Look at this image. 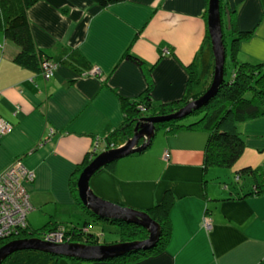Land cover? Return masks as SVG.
Wrapping results in <instances>:
<instances>
[{"label":"crops","instance_id":"0c3cea01","mask_svg":"<svg viewBox=\"0 0 264 264\" xmlns=\"http://www.w3.org/2000/svg\"><path fill=\"white\" fill-rule=\"evenodd\" d=\"M222 3L236 25L234 34L228 32L227 59L264 62V0ZM208 4L120 0L102 7L93 0H38L28 9L37 47L63 58L75 51L71 57L80 54L92 68L83 73L61 64L49 79L15 61L19 46L0 29V118L13 125L0 134V171L16 158L35 170L28 185L32 228L50 220L82 226L84 220L93 230L94 218L74 199L71 178L114 147L109 137L125 122L121 98L142 99L149 73L155 104L182 102L191 94L190 73L200 64L198 70L189 66L196 58L199 63L204 48ZM222 17L225 29V12ZM244 32L249 36L234 45ZM237 127L246 146L231 167L211 166L206 173V130L158 129L144 151L93 175L90 187L97 196L135 209L152 207L166 190L174 195L164 250L128 264H264V192L246 196L254 189L253 177L237 173L246 166L264 172V115ZM205 217L210 229L203 226ZM59 264L73 263L62 258Z\"/></svg>","mask_w":264,"mask_h":264},{"label":"trees","instance_id":"16d2710c","mask_svg":"<svg viewBox=\"0 0 264 264\" xmlns=\"http://www.w3.org/2000/svg\"><path fill=\"white\" fill-rule=\"evenodd\" d=\"M37 1L38 0H0V29L4 31L7 38L13 40L19 46L15 61L37 73L42 72L43 64L48 61H53L58 66L61 64H68L75 69L79 68L83 73H88L92 68H90V65L87 64L82 56H79L80 54H74L71 57L75 51L69 54L70 58L68 56V58H63L51 56L37 47L28 18V9ZM93 1L102 7H107L120 0ZM221 4L224 12V8L228 6H224L222 1ZM231 25V31L229 32L234 34L236 30L234 16L231 19ZM247 36H249V32H244L240 37L235 36L234 45L237 39ZM224 38L226 39L225 30ZM225 43L227 45V41H225ZM203 47L198 57L199 63L196 58L189 66V68H196L198 70V64H200L199 71H191L190 73V82H192L193 77L195 78L198 76L195 82L196 85H199V83L201 84V82L205 83L208 80H210L209 83L211 84L214 75L215 61L208 31ZM133 59L138 60L135 56ZM233 59L231 61V76L226 78L227 69L225 66V81L221 85L219 92L209 103L184 118L171 119L156 124L157 130H163L167 133H175L183 129H204L209 132L204 157V168L206 173L211 166L231 167L243 154L246 146L245 139L239 132L237 124L264 115V62H239L236 61L234 57ZM148 81V89L144 92L142 99L132 101L125 97L121 98L122 109L125 112V122L109 137L110 140V138L114 136L109 143L110 146H114L112 148L121 146L127 138L133 135L134 125L139 118L145 116L168 115L176 112L190 100L202 95L210 86L208 83V86L202 90L195 89L194 87L191 88V94L182 102L155 104L150 97L152 87L150 73L148 74ZM140 105H144V111L139 108ZM191 116L196 117L190 118ZM91 161L92 159H89L83 164L77 170L76 175L70 180V189L78 205H80L88 215L93 217L95 221H103L117 225L121 232V240L119 242L146 239L149 233L144 227L124 220L102 218L93 214L81 202L77 188L78 178L81 171ZM237 173L241 175L248 173L253 177L254 189L250 193L245 194L246 196L252 194L259 195L264 192L263 171L258 168H253L252 166H246L238 170ZM173 203L174 195L172 191L166 190L158 203L145 210L153 219L161 224L162 234L155 246L149 249L130 251L111 260H105L104 262L111 264H128L163 251L170 238L169 217ZM59 228H65L67 235L68 233L72 234L73 239L69 240V242H81L91 245L114 244V242L108 243L106 241L101 243L100 240H102V235L95 234L94 231L89 229L88 222H85L83 226H77L74 224L52 222L50 220L42 227L35 229L30 226L29 216L28 225L20 230L12 240L21 238L42 239L45 233ZM62 258L68 257L29 249L14 252L2 264H59ZM68 259L73 264H86L88 262L76 258Z\"/></svg>","mask_w":264,"mask_h":264},{"label":"water","instance_id":"95a60500","mask_svg":"<svg viewBox=\"0 0 264 264\" xmlns=\"http://www.w3.org/2000/svg\"><path fill=\"white\" fill-rule=\"evenodd\" d=\"M222 0H209L207 12L208 33L215 61L214 75L208 89L198 98L190 100L178 111L168 115L145 116L135 123L133 135L119 147L107 149L98 154L80 173L77 183L81 202L95 215L105 219L124 220L144 227L149 235L143 240L117 242L114 244L91 245L81 242L52 243L40 238H21L9 241L0 247V264L11 254L20 250L34 249L54 255L76 258L85 261H105L119 257L127 252L149 249L158 242L162 228L145 210L123 206L116 202L97 196L90 187L93 175L103 167L120 158L145 150L157 133L156 124L181 119L200 109L216 96L225 81V66L227 62L226 39L224 38ZM227 27L231 30V10L224 8Z\"/></svg>","mask_w":264,"mask_h":264},{"label":"built area","instance_id":"2783aa9c","mask_svg":"<svg viewBox=\"0 0 264 264\" xmlns=\"http://www.w3.org/2000/svg\"><path fill=\"white\" fill-rule=\"evenodd\" d=\"M57 68L56 63L48 61L43 64L41 74L45 79H49ZM96 71L97 68L93 72ZM12 129L13 125L9 121L0 118V134ZM164 158H170L168 151L165 152ZM36 176L35 170L29 168L22 158H16L0 171V241L3 242L8 237L17 235L28 225V216L34 210L28 185L35 181ZM236 179L239 180L240 177ZM203 226L207 229L211 228L209 217L204 218ZM42 239L52 243L69 242L65 228L47 232Z\"/></svg>","mask_w":264,"mask_h":264},{"label":"rangeland","instance_id":"374dc122","mask_svg":"<svg viewBox=\"0 0 264 264\" xmlns=\"http://www.w3.org/2000/svg\"><path fill=\"white\" fill-rule=\"evenodd\" d=\"M224 30H225V33L227 34L226 41L227 42L231 41V38H230V40L228 39V36H229L228 35V32L229 31H228V29H227L226 26H225V29ZM226 69H227L226 70L227 71L226 78H229L231 76V62H230L229 58L227 59V62H226ZM96 72H99V71L97 70ZM197 77L198 76H196L195 78L193 77V79H192V82H191L192 88L194 87L195 89L197 88L198 90H202L203 88H206L208 86V83L210 82V80L206 81L205 83H202L201 82V84L199 83V85H196L195 82L197 80ZM139 108L145 109L144 105H140ZM195 117L196 116H191L190 118H195ZM209 179L213 180V178H211L210 176H209ZM215 180H221V176H218V179H215ZM84 216H88V215H84ZM87 218H89V217H87ZM80 221H81L80 223L84 224V220H80ZM90 224L92 225V229H93L92 231L98 232L99 234L102 235V240L103 241L105 240V241L111 242V241H116V240H119L120 239L121 232H120V228L117 225H113V224H110V223H107V222H103V221H95L94 219H90ZM68 235H69L68 237L71 236L69 239L72 240L73 239L72 238V234H69L68 233ZM13 238H14V236H12V237L10 236L7 239H5V241H3V242L0 241V247L2 245H4L6 243V241L8 242L9 240H12ZM27 250H29V249H27Z\"/></svg>","mask_w":264,"mask_h":264},{"label":"bare ground","instance_id":"6f19581e","mask_svg":"<svg viewBox=\"0 0 264 264\" xmlns=\"http://www.w3.org/2000/svg\"><path fill=\"white\" fill-rule=\"evenodd\" d=\"M97 70H98V69H97ZM93 71H94V70H91L92 73H96V72H93ZM68 236H69V235H67V238H68L67 240H70L69 238H70L71 236H70V237H68Z\"/></svg>","mask_w":264,"mask_h":264}]
</instances>
